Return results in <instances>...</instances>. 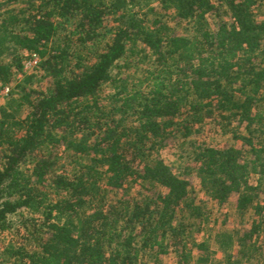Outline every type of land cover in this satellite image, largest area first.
<instances>
[{"label": "trees", "instance_id": "1", "mask_svg": "<svg viewBox=\"0 0 264 264\" xmlns=\"http://www.w3.org/2000/svg\"><path fill=\"white\" fill-rule=\"evenodd\" d=\"M154 1L189 35L147 24ZM137 50L155 58L140 78L130 71L145 64L131 59ZM32 54L37 72L0 120V229L26 210L36 238L33 249L9 246V264H163L170 250L176 264H208L211 242L228 264L264 260V0H0V82ZM205 123L232 142L198 143L181 176L153 157ZM60 145L71 176L45 151ZM192 172L216 204L235 195L250 226L206 233ZM130 186L142 191L124 193Z\"/></svg>", "mask_w": 264, "mask_h": 264}, {"label": "rangeland", "instance_id": "2", "mask_svg": "<svg viewBox=\"0 0 264 264\" xmlns=\"http://www.w3.org/2000/svg\"><path fill=\"white\" fill-rule=\"evenodd\" d=\"M143 12H146V23L151 25V23L155 20L160 21L166 27L170 28L173 32L180 35H189V24L185 22H178L175 18L169 13L165 12L161 9V6L158 2H151L147 7H144ZM209 22L212 26L215 25V21L209 18ZM108 27L111 26V21H107ZM67 31H62L60 36H64L66 32L71 30V25L69 23H65ZM112 31H108L106 36H110ZM99 46L103 43L99 41ZM97 44V45H98ZM96 47V46H95ZM95 47H90V50H95ZM75 52L79 54L80 50L78 45L74 46ZM88 50V49H87ZM86 53V50H83ZM83 53V54H84ZM144 58L145 64H139L137 66H131L130 71H134L137 69L136 77L140 78L141 72L138 68H143L144 66L151 65L154 56L151 54L150 50L140 51L137 50L135 55L131 57L135 62L137 58ZM140 58V59H141ZM40 60L38 59L36 63H34L33 58L27 59L24 61L21 69H15L14 75L11 80L7 83L0 82V88L2 86H8L9 92L8 95L4 97L2 106L0 107V120L3 118L12 108L9 106L7 102L17 96L18 94V86L17 84L20 80L23 79L24 76H29L35 72H37V65ZM133 64H135L133 62ZM141 65V66H140ZM137 67V68H136ZM44 81L43 79H39V82ZM37 83V85L39 84ZM138 87H142V84L136 81ZM110 88L105 87L104 92H109ZM13 110L17 112V117H23L26 114V106L23 104L15 103L13 105ZM198 131L195 134L188 135L186 137L177 135L176 138L171 139L165 146L159 148L153 155L155 159H159L163 161L165 164L170 166L174 173L177 175H184L186 172V167L191 165V153L194 147L200 142H206L211 145H226L232 142L231 137L227 133L220 132L217 128L214 127L213 123H205L197 126ZM238 144V143H237ZM46 152L53 153L54 158L56 160L55 169L59 173H63L65 175L71 176L75 169L76 163L65 151L64 145H60L57 147H47L45 149ZM191 186L189 189V194L197 204L202 207V212L207 216L208 221L205 226V232L213 233L216 230H242L250 226V216L252 214L251 211L248 212L247 216L243 219L238 217L235 211V199L236 196H230L225 203L218 205L213 200L207 198L203 192L200 190L199 183L195 177V173L192 172L190 175ZM250 184H255V176L250 177ZM139 190L138 187L130 186L124 190V193L128 194H137ZM107 199L113 200L117 197V194L112 192H106ZM36 216V215H35ZM34 215L28 213L26 210H21L18 213H14L8 216L7 227L4 229H0V264H9V246H19L24 245L28 249H33L36 238L35 236H31V222L28 221L25 223L26 218H33ZM211 229V230H210ZM204 232V231H203ZM201 239V235H197V240ZM259 244L261 245L264 251V231L261 233L259 237ZM211 248L216 249L215 253L211 255V260L208 264H228L225 261L223 254L217 249L215 244L211 242ZM196 256V255H195ZM160 261L163 264H176L177 263V255L173 250H170L167 254H161L159 256ZM233 259V258H232ZM146 264H150V258L146 257ZM248 264H264V260H260V262L252 261Z\"/></svg>", "mask_w": 264, "mask_h": 264}, {"label": "built area", "instance_id": "3", "mask_svg": "<svg viewBox=\"0 0 264 264\" xmlns=\"http://www.w3.org/2000/svg\"><path fill=\"white\" fill-rule=\"evenodd\" d=\"M31 57L33 58L34 63H36L37 60L39 59L38 56H36L35 54H32ZM8 92H9L8 86L5 85L0 88V107L2 106L3 103L2 101L4 97L8 95Z\"/></svg>", "mask_w": 264, "mask_h": 264}]
</instances>
